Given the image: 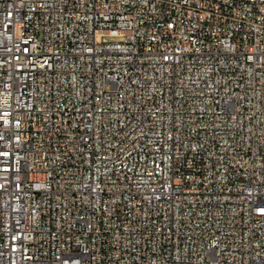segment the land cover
<instances>
[{
  "label": "built area",
  "instance_id": "1",
  "mask_svg": "<svg viewBox=\"0 0 264 264\" xmlns=\"http://www.w3.org/2000/svg\"><path fill=\"white\" fill-rule=\"evenodd\" d=\"M262 209L264 0H0V264H264Z\"/></svg>",
  "mask_w": 264,
  "mask_h": 264
},
{
  "label": "rangeland",
  "instance_id": "2",
  "mask_svg": "<svg viewBox=\"0 0 264 264\" xmlns=\"http://www.w3.org/2000/svg\"><path fill=\"white\" fill-rule=\"evenodd\" d=\"M121 39L122 38H119V37H117V38H113V37H108V36H104L103 37V41H105V42H108V41H110V42H112V41H121Z\"/></svg>",
  "mask_w": 264,
  "mask_h": 264
},
{
  "label": "snow or ice",
  "instance_id": "3",
  "mask_svg": "<svg viewBox=\"0 0 264 264\" xmlns=\"http://www.w3.org/2000/svg\"><path fill=\"white\" fill-rule=\"evenodd\" d=\"M262 211H264V209H262Z\"/></svg>",
  "mask_w": 264,
  "mask_h": 264
}]
</instances>
